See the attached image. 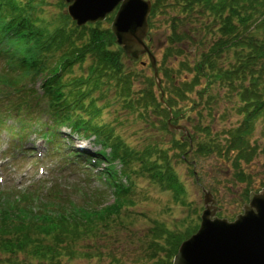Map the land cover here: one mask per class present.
I'll use <instances>...</instances> for the list:
<instances>
[{
	"label": "trees",
	"instance_id": "trees-1",
	"mask_svg": "<svg viewBox=\"0 0 264 264\" xmlns=\"http://www.w3.org/2000/svg\"><path fill=\"white\" fill-rule=\"evenodd\" d=\"M49 4L0 0V54L6 57L5 67L0 66L1 100L9 102L14 92L10 118L20 121L22 129L41 122L48 135H55L66 124L79 134L94 135L110 161L108 179L116 198L106 207L94 205L88 185L67 189L65 181L43 187L6 185L0 189V264H68L89 251L81 248L92 245L86 239L95 242L102 230L117 228L110 218L127 208L137 175L152 174L165 184H177L171 156L162 153L166 150L159 140L146 137L143 147L135 146L118 128L126 124L121 115L103 118L117 100L123 99L125 110L136 115L132 120L148 122L159 116L166 127L169 107L181 118L197 110L198 117L191 119L193 144L175 140L179 158L191 151L220 155L236 183L251 184L255 174L245 166L256 159L261 158L264 173V0H153L152 28L162 14L169 33L160 72L170 85L163 87L162 101L147 88H135L141 71L126 66L127 55L109 27L101 22L79 27L74 21L72 26L71 17L63 13L48 19L44 12ZM60 4L67 5L65 0ZM192 42L207 45L196 60L187 58L194 55H188ZM167 58L171 69L166 68ZM39 81L42 92L35 88ZM191 92L197 94L193 102ZM236 115L243 119L235 126L231 118ZM114 160L123 168L117 169Z\"/></svg>",
	"mask_w": 264,
	"mask_h": 264
},
{
	"label": "rangeland",
	"instance_id": "rangeland-1",
	"mask_svg": "<svg viewBox=\"0 0 264 264\" xmlns=\"http://www.w3.org/2000/svg\"><path fill=\"white\" fill-rule=\"evenodd\" d=\"M49 1L48 10L44 12L46 18L58 17L61 13H63L61 15H69L67 5H61V0ZM171 14H174V12L171 11ZM111 15L114 16V13ZM162 16V14L158 16L152 41L147 42L157 54L159 67L162 65L161 59L164 56L163 47L165 43H168L167 37L169 34ZM164 16L168 15L165 14ZM73 21L76 23L72 18L69 20L72 26L74 25ZM100 26L110 27L111 25L110 22L108 23L105 20L102 21ZM206 46V44H203L201 47H197L193 42L187 44L190 52L188 55L194 54L190 57L187 56V58L196 60ZM141 60L146 61L145 66L141 65ZM167 61L166 68H173L172 60L167 58ZM124 62L126 66L141 71L135 79V88L139 91L147 88L154 92L157 101L160 100L161 92L154 77L156 69L154 67V70L151 66L148 54L142 55L139 61H132L130 57L125 56ZM160 75L163 87L168 89L170 83L167 77L164 74V79L162 72H160ZM152 78L155 83H152ZM196 97L197 94L191 92V101L196 99ZM122 101L123 99L121 101L117 100L115 105L105 112L103 118L112 120L113 116L121 115V120L126 121V124L118 125V128L122 130L126 139L135 146L143 147L146 144V137L152 138V141L159 140L160 148L166 150L162 153L171 156L172 170L178 180V185L167 187L165 183L158 181V178L156 179L154 176H149L148 174L137 175L133 185L135 187L134 191L130 195L128 204L126 203L127 208H123L122 214L115 213L110 218L112 226L117 228L109 231L108 229L102 230L95 242L86 239L84 243L92 245L81 246V248L89 251H81L68 264H173V256L181 240L191 235L201 222V214L205 207L203 187L212 190L218 199L221 213L231 220L238 213L243 212L244 204L248 201L244 197L247 182L236 183L232 181L233 171L222 156L216 154H198L196 158H192L190 153L186 159L179 158L177 155L179 150L175 146V140L179 139L185 132L168 129L163 119L159 116L148 122L147 120H139V118L132 120L136 115L130 113L129 109L125 110L124 102ZM226 104V102H223L222 106ZM8 105L9 103L6 104V107ZM187 105L185 103L182 108L186 109ZM192 117H196V113L184 115V117L174 119V121L182 123L189 131L193 132ZM242 119L240 115L231 118L235 126ZM221 124L224 125V123ZM218 127L221 128V125ZM255 136H260V129L255 131ZM74 137L76 135H73L72 138ZM58 139L60 140L59 148L61 151L74 148V143L75 145L80 144L76 139L69 140L62 136ZM188 139L190 140V137ZM95 144L88 142L87 149L90 152L99 149L100 145L96 146ZM36 146L45 150L44 156L41 157L37 154ZM21 147V155H18L19 153L15 151L16 158L11 159L7 156L8 149L5 154H2L5 148L0 146V176L3 173L5 180L10 182L11 185L14 182H24L23 186L30 181H34L32 179H38L41 176L47 177L43 181L46 184H48V180L50 179L56 180L57 176H53L51 171L63 158L60 157L59 150L56 152L53 150L54 145L52 143L46 142L38 136L34 138L33 135L24 141ZM29 147H32L30 152L24 151L23 148ZM11 151L14 150L11 149ZM157 155L156 153L153 159H157ZM86 157L88 156L83 155L76 158L70 155V159L75 160L77 163L69 166L66 181L70 184L81 183L85 186L87 184L90 185L88 186V190L93 193L94 205L102 204L106 207L105 205L110 204L116 198L113 195V188L106 185L104 178L98 177L94 179L91 176L92 170L87 169L90 168V162L85 161ZM261 161V158L258 161L256 159L245 166L247 171L255 174L253 175V187L257 190L264 188V173L262 172ZM41 164L46 166V170L43 173L39 172ZM158 168L160 167H156V170ZM193 170L196 172H193ZM88 179L91 183L87 182ZM129 201L131 204H129ZM220 211L218 212L220 213ZM181 237L184 238L181 239ZM172 242L175 243L174 247ZM99 247H102L101 252L95 251Z\"/></svg>",
	"mask_w": 264,
	"mask_h": 264
},
{
	"label": "water",
	"instance_id": "water-1",
	"mask_svg": "<svg viewBox=\"0 0 264 264\" xmlns=\"http://www.w3.org/2000/svg\"><path fill=\"white\" fill-rule=\"evenodd\" d=\"M66 1L78 25L104 20L117 9L111 24L117 42L134 58L148 52L160 83L156 58L145 41L152 0ZM204 191L206 209L201 226L182 242L173 264H264V189L251 192L244 211L234 220L216 215L218 200L208 189Z\"/></svg>",
	"mask_w": 264,
	"mask_h": 264
}]
</instances>
